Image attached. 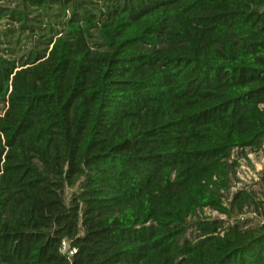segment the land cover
<instances>
[{"label":"trees","instance_id":"obj_1","mask_svg":"<svg viewBox=\"0 0 264 264\" xmlns=\"http://www.w3.org/2000/svg\"><path fill=\"white\" fill-rule=\"evenodd\" d=\"M263 144L264 0H0V264H264Z\"/></svg>","mask_w":264,"mask_h":264},{"label":"built area","instance_id":"obj_2","mask_svg":"<svg viewBox=\"0 0 264 264\" xmlns=\"http://www.w3.org/2000/svg\"><path fill=\"white\" fill-rule=\"evenodd\" d=\"M264 144L263 146L260 148V151L263 152L264 154ZM248 151L245 150V153ZM241 150H234L231 154V157H230V161L233 162V161H238L240 163V166L238 167L237 169V172L238 170L243 167V163H242V159H244L245 157H240V154H241ZM253 162H251L252 164ZM253 165V164H252ZM237 175V174H236ZM252 177L253 179L255 180V183L253 184H233L231 186V189L230 191L225 194V198H224V204L227 206L229 204V202L231 201V198L233 196V193L236 192L238 189H247L251 192H254L258 198V200L261 202V206H260V210L259 212H256V211H248V212H245V213H242V214H239L238 216H232V217H228L224 214H220L218 211H215V210H212V209H209V208H205L203 210H199L198 211V215L199 217H207L209 219H222L225 221V225H232L234 223H241L243 225H245L244 227H249L250 224L248 223L249 221V216H251V219L252 218H261L260 222L259 223H264V169L263 168H260V169H255V172L252 173ZM261 187V188H260ZM206 210H208L209 212H211V214L214 216V217H210V216H206ZM204 214V215H203ZM217 216V217H215ZM250 222V221H249ZM76 249L75 248H72L70 247V243L64 239L62 240L61 242V246H60V252L62 254H66L68 255L69 257L72 256L74 253H75Z\"/></svg>","mask_w":264,"mask_h":264},{"label":"rangeland","instance_id":"obj_3","mask_svg":"<svg viewBox=\"0 0 264 264\" xmlns=\"http://www.w3.org/2000/svg\"><path fill=\"white\" fill-rule=\"evenodd\" d=\"M246 155L248 158H244L242 159V163H243V167H241L238 172L236 177L233 178L232 181V185L235 184H253L255 183V180L252 177V173L255 172V169H260L263 168L264 169V154L263 152H261L258 149H253V150H248L246 152ZM251 162H253L251 164ZM261 188V187H260ZM72 189H68L67 190V197H70L71 193H72ZM204 215V214H203ZM206 216H210V217H214L211 212H209L208 210H206ZM217 217V216H215ZM249 221L248 223L250 224V226L257 224L260 222L261 218L257 217V218H252L251 216H249ZM196 219H192L191 222H195Z\"/></svg>","mask_w":264,"mask_h":264}]
</instances>
